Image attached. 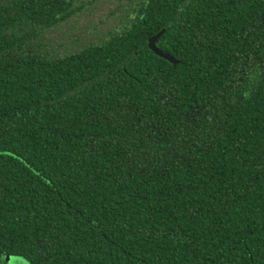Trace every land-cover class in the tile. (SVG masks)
Instances as JSON below:
<instances>
[{"label":"trees","instance_id":"16d2710c","mask_svg":"<svg viewBox=\"0 0 264 264\" xmlns=\"http://www.w3.org/2000/svg\"><path fill=\"white\" fill-rule=\"evenodd\" d=\"M9 254L264 264V0H0Z\"/></svg>","mask_w":264,"mask_h":264},{"label":"rangeland","instance_id":"374dc122","mask_svg":"<svg viewBox=\"0 0 264 264\" xmlns=\"http://www.w3.org/2000/svg\"><path fill=\"white\" fill-rule=\"evenodd\" d=\"M88 19H95L97 21V23L99 22V19L100 18H88ZM83 21V23L86 22V18H83L81 20V22ZM77 29H80L77 25H75V31ZM65 36V35H64ZM59 38V37H58ZM16 260L17 262L20 261V260H23V261H26L27 264H31V262L28 260V258L24 257V256H20V255H7L4 257V261L6 264H13V261Z\"/></svg>","mask_w":264,"mask_h":264},{"label":"water","instance_id":"95a60500","mask_svg":"<svg viewBox=\"0 0 264 264\" xmlns=\"http://www.w3.org/2000/svg\"><path fill=\"white\" fill-rule=\"evenodd\" d=\"M150 48L152 50H154L156 52V54L160 55L161 57H164L166 59H169V60H175V58L168 52H165L164 50H162L160 47L157 46V38L156 36H153L151 39H150Z\"/></svg>","mask_w":264,"mask_h":264},{"label":"snow or ice","instance_id":"6c2138e0","mask_svg":"<svg viewBox=\"0 0 264 264\" xmlns=\"http://www.w3.org/2000/svg\"><path fill=\"white\" fill-rule=\"evenodd\" d=\"M13 264H27V262L23 261V260H20V261L17 262L16 260H14Z\"/></svg>","mask_w":264,"mask_h":264}]
</instances>
